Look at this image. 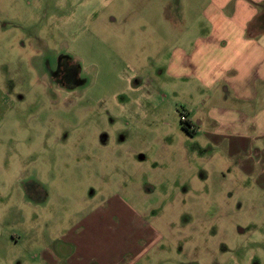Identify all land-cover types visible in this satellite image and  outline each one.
<instances>
[{
  "label": "rangeland",
  "instance_id": "1",
  "mask_svg": "<svg viewBox=\"0 0 264 264\" xmlns=\"http://www.w3.org/2000/svg\"><path fill=\"white\" fill-rule=\"evenodd\" d=\"M170 2L0 0V264H264V190L182 128Z\"/></svg>",
  "mask_w": 264,
  "mask_h": 264
},
{
  "label": "crops",
  "instance_id": "2",
  "mask_svg": "<svg viewBox=\"0 0 264 264\" xmlns=\"http://www.w3.org/2000/svg\"><path fill=\"white\" fill-rule=\"evenodd\" d=\"M169 4L170 15L174 10L183 13L169 18L167 26L197 27L193 35L174 34L178 44L171 47L165 68L166 76L179 80L176 85L185 94L183 111L191 125V140L203 138L214 155L224 154L229 165L254 177L255 184L264 190V0H184ZM191 11L194 18L189 22L184 18ZM107 201L103 215L109 223L117 215L123 226L137 232L128 239L153 237L152 227L135 214H127L119 196ZM91 232L76 235L77 247L90 245ZM118 240L129 244L123 237ZM132 244L139 245L138 241ZM89 259L98 260L93 256Z\"/></svg>",
  "mask_w": 264,
  "mask_h": 264
},
{
  "label": "trees",
  "instance_id": "3",
  "mask_svg": "<svg viewBox=\"0 0 264 264\" xmlns=\"http://www.w3.org/2000/svg\"><path fill=\"white\" fill-rule=\"evenodd\" d=\"M182 114H184V113H182ZM185 115V114H184ZM181 116V115H180ZM186 116V115H185ZM180 121H181V119H180ZM181 125H182V128L184 129V130H186L188 133H191L190 132V129H191V125L188 123V121H187V118H186V120L183 122V121H181Z\"/></svg>",
  "mask_w": 264,
  "mask_h": 264
},
{
  "label": "built area",
  "instance_id": "4",
  "mask_svg": "<svg viewBox=\"0 0 264 264\" xmlns=\"http://www.w3.org/2000/svg\"><path fill=\"white\" fill-rule=\"evenodd\" d=\"M180 119L184 122L186 120V116L184 114H181Z\"/></svg>",
  "mask_w": 264,
  "mask_h": 264
}]
</instances>
